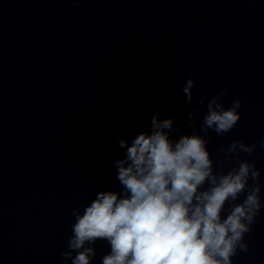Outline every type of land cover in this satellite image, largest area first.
Returning a JSON list of instances; mask_svg holds the SVG:
<instances>
[{"label": "clouds", "instance_id": "1", "mask_svg": "<svg viewBox=\"0 0 264 264\" xmlns=\"http://www.w3.org/2000/svg\"><path fill=\"white\" fill-rule=\"evenodd\" d=\"M194 87L188 78L182 89L188 104ZM227 91L207 104L204 135L194 131L173 140V119L159 120L157 113L150 132L139 133L130 146L119 140L126 148L125 157L115 161L122 192L101 191L82 213L73 209V235L61 253L65 264H92L91 245L98 240L110 245L102 264H233L232 257L248 250L244 237L262 207L260 171L246 160L227 172L215 171L205 139L210 129L228 133L241 118L239 100L225 109ZM188 116L194 124L200 113L193 109ZM255 147L234 141L220 151L227 159L237 150L251 156Z\"/></svg>", "mask_w": 264, "mask_h": 264}]
</instances>
